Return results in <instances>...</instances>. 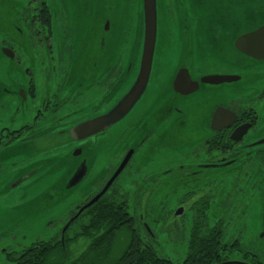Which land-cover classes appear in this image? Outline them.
Instances as JSON below:
<instances>
[{
  "label": "flooded vegetation",
  "instance_id": "flooded-vegetation-1",
  "mask_svg": "<svg viewBox=\"0 0 264 264\" xmlns=\"http://www.w3.org/2000/svg\"><path fill=\"white\" fill-rule=\"evenodd\" d=\"M71 2L0 0V174L16 168V158L26 150L31 154L39 152L42 142L51 139L57 127L100 115L108 108L107 90L120 78L123 58H116L108 70L106 53L86 55L87 61L97 60L95 66L103 60L104 64L84 69L82 78L86 83L75 88L69 78L78 44ZM157 4L167 14L165 21L162 15L158 16V37L170 38L163 50L158 44L146 92L132 113L114 125L121 129L111 143L117 148L115 154L105 152L102 159L98 158L96 153L104 151L99 148L89 161L84 158L89 172L102 169L105 175L92 182L90 192L73 206L54 235L46 239L54 243L60 240L61 248L56 245L55 249H35L40 254L51 250L47 258L55 264H89L98 259L103 264L97 250L86 249L89 240L81 238L88 244L77 251L71 245L74 241L65 247V239L72 238L70 229L80 221L88 224L93 204L81 212L80 209L103 189L129 152L131 155L107 191L116 186L129 200V194L115 185L117 179L122 174L130 178L148 172L141 181L130 182L134 188L130 205L134 229L145 244L149 245L140 234L143 230L148 235L144 218L155 215L154 206H163L168 199L167 190L173 189L181 191L174 198L179 202L175 217L182 215L184 205L193 206L187 245L196 219L204 218L207 227L220 224L223 230V249L212 250L220 259L200 257L198 264L233 261L235 250L246 249L238 236L223 228L231 223L234 206L246 200V192L252 190L260 195L264 187V59L241 52L234 43L242 32L255 29L264 20L236 29L235 23L228 22L233 8L227 9L228 15L221 14L220 21L204 23L201 7L193 12L185 0H157ZM91 33L92 29L86 28L82 45L85 50L93 47ZM179 69H187L190 81L198 83L194 91L187 72L179 79L181 92L175 91ZM215 75L229 76L232 81H201ZM91 138L105 136L102 133ZM96 158L99 164L94 165L92 160ZM32 172L28 171L22 180ZM149 198L156 203H148ZM211 206L215 211L209 214ZM136 210L140 215H135ZM200 213L202 217L198 218ZM207 234V230L197 233L201 237ZM15 239L10 236L6 241ZM37 240L41 239L32 244ZM28 247L13 252L8 245L0 249L9 264H20ZM188 251L185 249L184 256H177L176 261L159 254L173 264H193ZM254 256L256 260L251 264H260L258 256Z\"/></svg>",
  "mask_w": 264,
  "mask_h": 264
},
{
  "label": "rangeland",
  "instance_id": "rangeland-1",
  "mask_svg": "<svg viewBox=\"0 0 264 264\" xmlns=\"http://www.w3.org/2000/svg\"><path fill=\"white\" fill-rule=\"evenodd\" d=\"M208 3V6L226 7L228 0H208ZM139 6L140 0H91V5L87 10L86 28L93 27L98 19L100 22L102 19L110 21V30L107 33V41L110 45L108 55L112 52L115 54L113 58L124 57L123 64L127 62L125 56H129L128 46L134 39V30L138 28L135 12ZM232 8L235 17L242 16V13L238 12V5L234 4ZM260 19L262 17L257 20ZM236 20L243 21L240 18H236ZM252 24L246 25L251 26ZM121 45H125L127 49ZM135 73H133L132 79L130 77L124 83L125 90L133 81ZM40 83L42 84L43 81ZM68 126L61 125L57 127V130ZM120 131L119 126L112 125L103 133L104 139L89 138L83 141L74 140L63 134L56 135V131H53V137L42 142L39 152L31 154L28 149L19 155L18 157L21 156V159L19 161L18 157L16 158V168L9 173L0 174V248L8 245L9 249H13L12 252L20 251L30 247L36 239H41L40 242L37 240L39 244L50 239L73 206L83 200L93 188L92 182L99 181L105 174L102 169L95 173H92V170L89 172L88 169L89 173L77 185L67 189L64 182L77 169L81 158H87L89 161V158L99 148L104 151L96 153L98 158L102 159L105 152L106 154H115L117 148L111 146V143ZM77 148H80L82 153L74 156L73 153ZM98 158L92 160L94 165L99 164ZM103 160L105 161V159ZM101 165H105L104 162ZM32 170H34L33 174H29L25 179L14 184ZM147 175L148 172H141L128 178L122 174L117 179L115 185L120 186L123 191L129 194V210L131 209V195L134 192L131 180L141 181ZM166 195L168 199L163 206L160 208L154 206L155 215L150 216V219L145 217L143 220L148 235L143 230L140 234L158 253L170 256L171 260L176 261L177 256H184L185 249H187L186 236L192 223L193 206L184 205L182 215L175 217L179 202L174 198L179 197L181 191L168 189ZM146 201L144 202L147 203ZM148 203L155 204L156 201L149 198ZM137 210L136 216L140 215ZM214 211V207L211 206L208 213L211 214ZM232 213L231 223L223 229L238 236L246 249L235 250L231 257L235 259L234 261L251 264L253 260H256L254 255H257L260 264H264V187L261 189L260 195L252 190L247 191L244 203L241 202L234 206ZM81 222L83 221L70 229V237L79 231ZM83 223L86 224V221ZM126 234L127 232H122V235ZM10 236H14L16 239L7 242L6 240ZM259 237L261 239H258ZM124 240L121 237L119 242L117 241L116 249H113L115 253L121 250L120 246H123ZM87 241L78 238L71 245H73V249L79 251L87 246ZM246 245H250V247ZM253 245L257 247L255 248ZM2 250L0 249V264H9ZM172 253H175L176 256H173Z\"/></svg>",
  "mask_w": 264,
  "mask_h": 264
},
{
  "label": "water",
  "instance_id": "water-1",
  "mask_svg": "<svg viewBox=\"0 0 264 264\" xmlns=\"http://www.w3.org/2000/svg\"><path fill=\"white\" fill-rule=\"evenodd\" d=\"M188 2L189 8L195 11L196 8L201 7L202 11V21L204 23H212L220 21L218 18L221 14L228 15L227 9L232 8V5H238L243 7L244 10L241 11L242 16L238 15L235 17L234 14L229 15L228 22L235 23L234 28L242 29L243 27H248L249 23L252 25L258 23L262 19L264 20V0H228V5L224 6H208V0L205 2L203 0H185ZM91 5V0H72L71 7L76 19V32H77V41L75 57L73 61V66L70 79L74 81L75 88L78 86H84L86 80L82 78L83 71L86 68L93 69L94 67H99L104 64L103 62L95 66L94 61L97 62L94 58H91L89 61L85 59L86 55L97 54L102 55L106 53L105 62L107 69L110 67L111 63L116 59L113 58L114 53L110 52L108 55L109 42L107 41V33L110 30V21L107 19H102V22L98 20L95 21V25L91 27V43L93 47L85 50L82 48L84 42V32L86 30V20H87V10ZM186 5V4H185ZM240 13V9H238ZM162 15V21H165V11L163 7L160 9L158 7L157 0H140V6L135 12V17L138 21V28L134 30V39L130 43L128 48L130 49L129 56H125L127 62L122 63V73L120 78L112 86L110 94L107 96L108 108L106 111L100 115L89 117L81 121H75L73 124L65 125L67 128L60 129L56 132V135L63 134L64 136L70 137L74 140L83 141L91 137H98L102 135L107 129L112 125L123 121L126 119L134 110L136 104L140 101L146 89L149 85L150 76L154 67V58L157 53L158 44H160L161 49L166 43V40L169 36L163 35L160 38L158 37V16ZM240 16V17H239ZM262 17V19H259ZM107 18V17H106ZM236 18H240L243 21H237ZM169 21V19H167ZM180 21H183L180 19ZM194 22L195 19L193 18ZM185 22V21H184ZM183 22V24H184ZM184 26V25H183ZM208 27V26H207ZM207 32L208 30H204ZM83 40L80 41L82 39ZM207 36H210L207 34ZM170 38V37H169ZM235 47L241 52L250 55L254 58L264 59V23L256 27L253 30L242 32L237 36L235 40ZM112 55V57H110ZM163 56V51L160 52V57ZM123 61H124V57ZM135 63V68H134ZM135 73L134 79L125 90L124 83L128 81L133 73ZM183 72H187V69H179L175 75L174 89L175 91H180L179 89V79L182 76ZM186 76L190 81V76L187 72ZM202 82H209L213 84H219L222 82L232 81V78L229 76L215 75V76H206L203 77ZM190 83L194 86V91L198 85L197 82ZM80 84V85H79ZM82 153L80 148L75 149L73 155L78 156ZM131 155V152L127 154L121 165L110 177L103 189L87 203L83 208L80 209V212L94 204L98 199L108 190L113 181L120 174L121 170L124 167L125 162ZM82 159V158H81ZM88 167L85 159L83 158L74 171L72 176L64 182L65 187L71 188L78 183H80L87 175ZM22 181V178L16 181L14 184ZM219 264H246L240 261H227Z\"/></svg>",
  "mask_w": 264,
  "mask_h": 264
},
{
  "label": "trees",
  "instance_id": "trees-1",
  "mask_svg": "<svg viewBox=\"0 0 264 264\" xmlns=\"http://www.w3.org/2000/svg\"><path fill=\"white\" fill-rule=\"evenodd\" d=\"M121 46L127 49L125 45ZM107 91L109 95L111 88H108ZM127 204L128 198L116 186H113L90 207L88 224L81 222L79 231L72 236L70 242H75L78 238L89 240V245L86 249L97 250V254L102 256L103 264H173L159 255L150 244L147 245L143 242L134 229V220ZM199 215L198 218H201L202 214L200 213ZM204 230L208 231L207 235H204V237L197 235V233ZM222 231L220 224L214 227H207L204 218L196 219L191 228L189 244L187 245L189 262L198 264L200 263V257H215L217 252H212V250L223 249L224 247L222 245ZM122 232H127L126 236L122 235ZM123 236L125 237L123 246H120V248L122 247L120 252L115 253L113 249H116L117 241L119 242ZM70 242L65 239V247H68ZM56 245L58 249L61 248V241L58 240L57 243L48 241L31 245L25 251L24 262L20 264H55L47 258L51 250L40 254L35 249H38L37 247L55 249ZM219 259L220 255L215 257L214 260ZM99 263L100 259L92 260L89 264Z\"/></svg>",
  "mask_w": 264,
  "mask_h": 264
}]
</instances>
